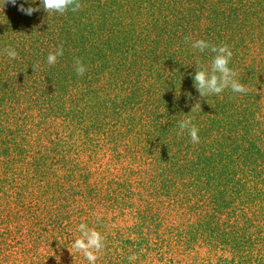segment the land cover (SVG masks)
Here are the masks:
<instances>
[{
	"label": "trees",
	"instance_id": "obj_1",
	"mask_svg": "<svg viewBox=\"0 0 264 264\" xmlns=\"http://www.w3.org/2000/svg\"><path fill=\"white\" fill-rule=\"evenodd\" d=\"M23 2L0 9V264H88L81 222L96 264H264V0ZM186 36L229 45L248 92L201 99Z\"/></svg>",
	"mask_w": 264,
	"mask_h": 264
},
{
	"label": "clouds",
	"instance_id": "obj_2",
	"mask_svg": "<svg viewBox=\"0 0 264 264\" xmlns=\"http://www.w3.org/2000/svg\"><path fill=\"white\" fill-rule=\"evenodd\" d=\"M32 2L34 3V0H32ZM40 2L42 8L48 15L52 13L63 15L69 10L75 13L82 8L80 0H40ZM26 3L29 4L28 7L24 6ZM6 4L15 6L17 5V0H2L0 9ZM18 11L31 16L33 13L40 11V8L33 7L32 4L29 3V0H24L23 3L19 4ZM184 42L190 44L193 49L198 50L200 53L207 51L212 54L208 66H205L199 57L195 60L196 71L193 77L194 87L198 91L201 99L212 94L219 95L226 89L241 94H246L248 92V89L236 79V72L229 67V63L233 56V52L229 45H216L204 39L192 40L190 36H186ZM4 52L11 59L18 58V52L14 48L6 47ZM63 54L64 49L61 45L56 49L55 53L50 52L48 54L47 63L49 65H54L57 62V58L63 56ZM32 67L33 71H35L38 65H33ZM74 70L78 76L84 75L87 71V67L84 65L81 58L74 59ZM197 108L201 109L199 101L194 104L191 112L195 111ZM178 129V136L187 132L193 143H199V129L193 124L191 118L180 120L178 122ZM77 230L80 236L74 240L72 248L75 249L76 252L81 253L88 261V264H96L99 255L105 247L104 236L95 228H89L87 224L83 222L77 226ZM127 259L129 264H134L138 257L132 254L128 256Z\"/></svg>",
	"mask_w": 264,
	"mask_h": 264
}]
</instances>
